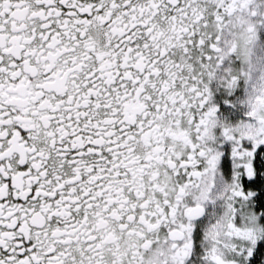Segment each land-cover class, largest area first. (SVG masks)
Masks as SVG:
<instances>
[{
	"label": "snow or ice",
	"instance_id": "1",
	"mask_svg": "<svg viewBox=\"0 0 264 264\" xmlns=\"http://www.w3.org/2000/svg\"><path fill=\"white\" fill-rule=\"evenodd\" d=\"M0 264H264V0H0Z\"/></svg>",
	"mask_w": 264,
	"mask_h": 264
}]
</instances>
